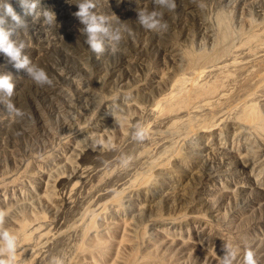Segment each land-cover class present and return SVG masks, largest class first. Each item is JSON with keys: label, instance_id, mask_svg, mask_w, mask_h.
Segmentation results:
<instances>
[{"label": "rangeland", "instance_id": "obj_1", "mask_svg": "<svg viewBox=\"0 0 264 264\" xmlns=\"http://www.w3.org/2000/svg\"><path fill=\"white\" fill-rule=\"evenodd\" d=\"M8 2L24 26L0 27L52 82L0 54L15 84L0 93V227L17 264H218L225 240L236 264L245 248L264 264V0H95L121 36L99 55L76 4L40 0L47 24Z\"/></svg>", "mask_w": 264, "mask_h": 264}, {"label": "clouds", "instance_id": "obj_2", "mask_svg": "<svg viewBox=\"0 0 264 264\" xmlns=\"http://www.w3.org/2000/svg\"><path fill=\"white\" fill-rule=\"evenodd\" d=\"M19 2L27 14L32 17L42 15L45 23L56 22L54 12L47 9H43L42 13L37 11L40 0H19ZM69 2L77 5L78 10L73 15L82 25L79 31L85 37V43L91 51L99 55L105 51L107 45L109 50L115 53L121 39L120 33L111 28L109 18L106 15L99 14L94 10L96 8L95 0H69ZM155 3L170 10L175 7L174 0H155ZM0 10L3 14L0 15V23H3V17L7 16L15 25L24 26V20L15 12L8 0H0ZM136 21L144 29L150 31L166 27L157 11L137 9ZM24 48L23 42L12 39V30L0 27V54L6 56L16 69L26 70L28 78L38 86L50 85L52 82L45 70L30 62L29 57L24 54ZM14 88L15 84L11 74L0 73V93L11 98ZM0 102L3 101L0 100ZM5 105L10 117L21 118L24 116L23 111L10 101ZM142 135L143 131L138 129L136 136L142 138ZM17 247L18 236L16 233L8 228L0 227V264H17ZM223 248L224 254L218 256V264H236L240 256V246L225 240ZM239 264H258L254 251L245 248Z\"/></svg>", "mask_w": 264, "mask_h": 264}, {"label": "bare ground", "instance_id": "obj_3", "mask_svg": "<svg viewBox=\"0 0 264 264\" xmlns=\"http://www.w3.org/2000/svg\"><path fill=\"white\" fill-rule=\"evenodd\" d=\"M197 74H198V72H197ZM198 75H199V74H198ZM182 81H183V79H182ZM193 82H194V81H193ZM195 84H196V83H195ZM195 84H194V86H195ZM178 86H179V85H178ZM191 86H192V85H191ZM179 87H180V86H179ZM175 88H176V87H175ZM178 90H179V89H178ZM175 92H176V91H175ZM171 93H172V92H171ZM173 95H174V93H173ZM169 96H170V95H169ZM173 101H174V100H173ZM169 102H170V101H169ZM249 112H250V111H249ZM251 112H253V114H251V115L254 116V115H255L254 113H255L256 111L254 112V110H253V111H251ZM257 113H258V112H257ZM248 114H250V113H248ZM251 115H248V116H250V118H251V117H252ZM256 115H257V114H256ZM242 116L244 117V115H242ZM256 117H258V116H255V117H253V118L257 119ZM247 118H248V117H247ZM247 118H246V120H247ZM255 119H254V120H255ZM259 119H260V118H259ZM251 120H252V119H251ZM251 120H249V121H251ZM257 120H258V119H257ZM255 122H256V121H255ZM258 122H259V121H257V123H258ZM260 122H261V121H260ZM262 122H263V121H262ZM262 122H261V123H262ZM251 123H252V121H251ZM253 123H254V122H253ZM262 124H263V123H262ZM251 126H252V125H251ZM251 126H250V127H251ZM256 127H257V125H256ZM260 127H263V126H260ZM260 127H257V128H260ZM257 128H256V129H257ZM115 208H116V207H115ZM104 220H105V219H104Z\"/></svg>", "mask_w": 264, "mask_h": 264}]
</instances>
